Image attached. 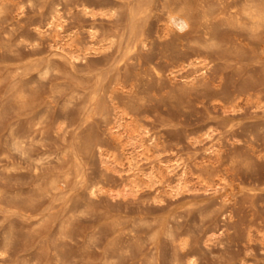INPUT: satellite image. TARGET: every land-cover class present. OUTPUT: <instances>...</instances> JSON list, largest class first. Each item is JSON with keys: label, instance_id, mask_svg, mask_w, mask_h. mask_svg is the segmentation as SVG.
Instances as JSON below:
<instances>
[{"label": "rangeland", "instance_id": "374dc122", "mask_svg": "<svg viewBox=\"0 0 264 264\" xmlns=\"http://www.w3.org/2000/svg\"><path fill=\"white\" fill-rule=\"evenodd\" d=\"M228 2L0 0V264H264V23Z\"/></svg>", "mask_w": 264, "mask_h": 264}, {"label": "bare ground", "instance_id": "6f19581e", "mask_svg": "<svg viewBox=\"0 0 264 264\" xmlns=\"http://www.w3.org/2000/svg\"><path fill=\"white\" fill-rule=\"evenodd\" d=\"M187 0H181V2L182 3H184V4H187V3H189V0H188V2H186ZM208 1V0H207ZM226 1V0H225ZM236 1L237 0H234L233 2H228V0H227V2L229 3V5H231L232 6V4H234V3H236ZM244 1V3H245V6H244V8H242L241 7V9H242V11H239V10H236V9H234V6H232L230 9H232V10H228V12H226V13H228L229 15H228V18H233V19H235L237 22H239V20L241 19V21L243 20V19H247L248 20V22L247 21H244V22H246V23H249L251 26H255V25H261V23L263 24L264 23V0H243ZM178 2V1H177ZM193 2V1H192ZM210 2V1H209ZM216 2V1H215ZM238 2V1H237ZM172 3V2H171ZM197 3V2H196ZM214 3V2H213ZM178 4V3H177ZM197 5V4H196ZM226 4H224V6H225ZM242 5V4H241ZM187 6V5H186ZM215 6V5H214ZM185 7V6H184ZM172 8V7H171ZM194 8V7H193ZM204 8V7H203ZM177 9V8H176ZM215 9V8H214ZM217 9V8H216ZM140 10V9H139ZM185 10V9H184ZM206 11V10H205ZM207 11H208V9H207ZM194 12H196V11H194ZM216 12V11H215ZM218 12V11H217ZM188 13V12H187ZM200 13V12H199ZM211 13V12H210ZM208 14V13H207ZM180 15V14H179ZM181 15H182V13H181ZM210 15V14H209ZM205 16H207L206 15V13L204 12V17ZM200 17V16H199ZM177 18H178V16H177ZM180 18V17H179ZM184 18V17H183ZM201 18V17H200ZM190 19V18H189ZM188 19V20H189ZM220 19H222V18H220ZM183 20V19H182ZM231 20V19H230ZM184 21V20H183ZM226 21V20H225ZM232 21H234V20H232ZM187 22H189V21H187ZM236 22V23H237ZM221 23V22H220ZM240 24L242 23V22H239ZM245 23V24H246ZM50 24H52V29L57 33L56 35L54 34V37L53 38H56V41H59L60 39L62 40V37L60 38V37H58V34L59 35H61L62 33H64L65 32V25H64V22L61 20V18H60V16H56L55 18H54V20L52 19V22L50 23ZM174 24V23H173ZM212 25H213V22H212ZM250 25H248V26H250ZM214 26V25H213ZM238 26V25H237ZM247 26V25H246ZM261 26H263V25H261ZM207 27V26H206ZM208 27H209V25H208ZM133 29V28H132ZM250 29H252V28H250ZM255 29V28H254ZM130 30V29H129ZM210 34V33H209ZM136 36V35H135ZM216 36V35H215ZM128 38V37H127ZM126 39V38H125ZM137 39V38H136ZM127 41H128V39H127ZM126 41V42H127ZM139 42V41H138ZM59 43V42H58ZM59 45V44H58ZM125 45H126V43H125ZM128 45V44H127ZM62 46V45H61ZM130 46H131V44H130ZM60 48V47H59ZM64 48V47H63ZM131 49V48H130ZM205 68L206 67H202V72L204 73L205 72ZM151 151V148L149 147V148H147V151ZM153 173H154V171H153ZM185 173H186V170H183V172L181 173V175L183 176V175H185ZM186 176V175H185ZM182 178V177H181ZM181 181H182V179H181Z\"/></svg>", "mask_w": 264, "mask_h": 264}]
</instances>
